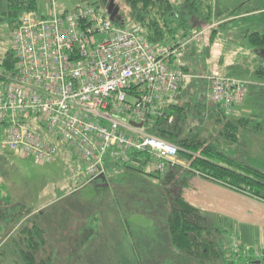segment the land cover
Listing matches in <instances>:
<instances>
[{
    "label": "built area",
    "instance_id": "built-area-1",
    "mask_svg": "<svg viewBox=\"0 0 264 264\" xmlns=\"http://www.w3.org/2000/svg\"><path fill=\"white\" fill-rule=\"evenodd\" d=\"M115 21L98 4L58 12L54 1L42 13L20 16L10 29L18 74L0 82L2 148L45 163L61 144L81 163L66 173L79 185L97 179L107 158L126 161L128 151L149 154L150 171L161 173L174 162L177 146L147 127L161 97L178 91L181 60L195 34L155 47L139 25ZM205 79L209 101L226 115L242 104V80L215 64ZM241 244L232 236L231 251L238 255ZM252 254L258 264L264 257L260 248Z\"/></svg>",
    "mask_w": 264,
    "mask_h": 264
},
{
    "label": "trees",
    "instance_id": "trees-1",
    "mask_svg": "<svg viewBox=\"0 0 264 264\" xmlns=\"http://www.w3.org/2000/svg\"><path fill=\"white\" fill-rule=\"evenodd\" d=\"M122 2L124 7L119 8L115 22L139 25L143 35L155 47L171 45L189 34H195L203 24H212L214 20H220L219 18L235 16V9L225 16L216 15L213 0ZM31 10H37V0H6L1 19L7 23L10 30L24 12ZM259 14L261 13H256V16ZM223 24L225 23L219 24L221 29H227ZM212 32H216V29H212ZM241 34V46H244V49H257V53L264 48V21L257 25V28ZM254 73L264 78V56ZM17 74L14 53L10 47H6L0 51V82H8ZM206 100L205 94L196 98L190 115L201 122L204 119V116H201L203 113L210 112L207 113V118L214 111L218 113L217 121L221 122L222 126L218 136L204 135L203 129L186 130L185 121L189 114L185 105H170L167 111L156 107V113L151 117L147 128L152 134L177 146L174 162H166L161 173L150 171L147 169L152 159L149 154L128 151L126 161H121L118 157L107 158L104 172L91 182L100 191H109L117 209L120 202L130 203L138 198L135 195L142 197L140 190H132L133 184L148 183L145 179L152 178L149 183L151 187L147 192L151 194V200L156 196L154 208L157 209L156 214L162 227L160 229L168 238L170 246L167 256L154 257L158 264L252 263L248 257H242V244L238 255L228 246L230 242L225 234L232 230L231 221L225 217L208 215L191 206L183 199L182 190L189 186L194 174H199L227 188L264 201V165L260 167L247 163L234 152L231 153L228 144L238 140L239 126L246 127L250 120H253L254 124L249 125L250 129L260 131L264 120L254 118V113L250 115L252 118L226 115L217 105L216 108L209 107ZM4 192L6 193L5 188L0 182V233L3 230L8 233L12 229L13 233L15 232L12 238L18 259L15 258L12 264H61L54 256L55 252H41L47 249L49 244L43 227L33 219L34 217H13L19 205L11 201L10 195ZM137 201H132L131 205ZM8 204L10 206L7 207ZM83 230L88 237L93 232V228L89 226L83 227Z\"/></svg>",
    "mask_w": 264,
    "mask_h": 264
},
{
    "label": "rangeland",
    "instance_id": "rangeland-1",
    "mask_svg": "<svg viewBox=\"0 0 264 264\" xmlns=\"http://www.w3.org/2000/svg\"><path fill=\"white\" fill-rule=\"evenodd\" d=\"M51 1L55 2L58 12L87 4H98L106 8L109 2V0H37L36 11L44 12L45 6ZM113 1L120 9L124 7L122 0ZM228 1L237 5L242 0ZM249 3H246L247 8H261L264 4L262 0H253ZM5 4L6 0H0V51L11 46L10 30L7 23L1 19ZM241 8L237 17H231V24L235 25L232 31L223 32L215 23L203 24L190 42L193 49L191 56H186L188 47L185 49L181 60L185 63L183 67L185 77L179 90L171 94L169 100L176 103L178 101L179 104L186 103L185 107L189 114L187 119L192 122H200L191 116L190 112L196 98L208 95L205 76L213 64L226 76L242 80L246 85L247 92L242 104L230 115L250 118L253 113L264 115V78L254 73L262 61L264 48L256 53L257 49H243L244 46H241L243 44L241 33L257 28V25L264 21V15L261 13L256 16L253 12L254 14L250 16H242L246 7ZM250 19L253 22L247 24L246 21ZM241 22H244L245 26L238 24ZM223 23L225 27L228 26L227 22ZM212 29H216V32H212ZM225 45L229 48L235 46L232 57L229 52L231 49H226ZM132 100L127 98V101ZM207 103L209 107H214L208 97ZM207 113L210 112L201 115L204 116L201 124L196 125L197 122H194L195 126H191V129L201 127L204 135L218 136V131L222 127L221 122L217 121L219 115L214 111L212 119L209 120L206 119ZM250 121V124H254L253 120ZM249 125L239 126L238 140L228 144L231 153L234 152L249 164L261 167L264 165V127H260V131H252ZM209 130L213 132L210 133ZM59 146L55 159L45 163L22 158L19 154L0 146V182L5 183L11 201L19 205L13 217L14 215L34 217L33 219L43 227L49 244L47 249L41 252L51 254L55 252L54 256L61 264H158L152 260L153 253L155 251L159 256L164 250H151L145 244L148 240L156 242L161 238L160 241H163L165 237L164 232L160 230L162 227L156 214L157 209L154 208L156 196L151 200V194L147 192L151 187L149 183L152 182V178L145 179L148 183L132 185V190H140L142 195L141 198L135 195L138 198L135 197L134 200L138 201L134 202L133 206L131 202L134 200L130 203L120 202L116 209L109 191H100L94 183L79 185L75 180L66 178L67 171L81 169V163L70 149L61 144ZM88 226L93 228L89 237L83 230V227ZM13 231L12 229L7 233L3 230L0 233V264H12L18 259L12 238L15 233ZM225 236L230 242V245L228 244L230 248L232 236L238 237L242 243L237 232H232L231 229ZM260 249L264 251V248ZM146 253L151 257L149 261L145 258ZM263 261L262 259L259 264ZM252 263L258 264L255 260Z\"/></svg>",
    "mask_w": 264,
    "mask_h": 264
},
{
    "label": "crops",
    "instance_id": "crops-1",
    "mask_svg": "<svg viewBox=\"0 0 264 264\" xmlns=\"http://www.w3.org/2000/svg\"><path fill=\"white\" fill-rule=\"evenodd\" d=\"M251 1L253 0H242L239 4L233 5L228 0H213V10H214V13L216 15H219L220 17L225 16L233 9H235L234 17H237L239 15L240 9H242L241 8L242 6L246 7V10H243L242 12L243 13L242 16H250L251 14H254V13L255 14L262 13V12L264 13V4L263 6H261V8L259 7H255V8L248 7L247 8L246 3H249ZM262 1L264 2V0ZM219 19L220 20H214L213 23L219 25L222 22H227L228 28L226 27L227 29L225 30L232 31L234 29L235 25L231 24V16L225 17V18H219ZM233 21H236V20H233ZM246 22L248 24L249 22H253V20L250 19ZM238 24L239 25L243 24V26H245L244 22H241ZM225 30H223V32ZM217 35L219 37V33ZM190 44L187 46L188 49L186 51L187 52L186 56L187 55L191 56V52L193 51L192 47H190L191 46ZM225 46L227 47V45ZM234 47L235 46L233 47L231 46V48L229 47L226 48V49H231V51H229L231 53V57L234 55ZM170 97H171V94L162 96L161 99L157 102L156 107H158V109H163L167 111L168 110L167 107L170 105L184 106L186 104V103L179 104L178 101L177 103L170 101L169 100ZM214 107L216 108L215 105ZM212 117H213L212 115L211 116L208 115L209 120H211ZM254 118H259L260 120L262 119L264 120V115L260 116V115L255 114ZM206 119H207V116H206ZM185 122L186 123H185L184 128L186 130H192L191 126H193L194 122L196 123L197 121L192 122L191 120L186 119ZM199 124L201 123L200 122L196 123V125H199ZM263 127H264V124H263ZM195 129L202 130L201 127H197ZM210 132L212 133L213 131H210ZM1 185L4 186L6 193L10 195L5 183L1 182ZM182 197L191 206L207 213L208 215L225 217L229 221H231L232 232L233 231L237 232V235L240 237L242 241V248H243L242 257L244 258L248 257L250 263L251 261L253 262L255 258L254 255L252 254V250L254 248H264V201L252 198L243 193L227 188L223 185H220L216 182L206 179L199 174H194L191 177L189 181V186L182 190ZM160 230L163 231L162 229ZM160 240L161 238L159 239V241H156V242H149L148 240V243H145V244L151 250H157V249L164 250V252L161 254V256L164 257V255L165 256L168 255L170 251V246H169L168 238L166 236L164 237L163 241H160ZM153 255L154 257L158 256L155 253V251ZM145 258L148 261L151 259L148 253L145 254ZM152 260L155 261L154 259Z\"/></svg>",
    "mask_w": 264,
    "mask_h": 264
},
{
    "label": "water",
    "instance_id": "water-1",
    "mask_svg": "<svg viewBox=\"0 0 264 264\" xmlns=\"http://www.w3.org/2000/svg\"><path fill=\"white\" fill-rule=\"evenodd\" d=\"M119 7L114 4L113 0H109L106 6V11L109 14L110 19L116 20L117 19V14H118ZM141 123L138 124L140 126Z\"/></svg>",
    "mask_w": 264,
    "mask_h": 264
}]
</instances>
